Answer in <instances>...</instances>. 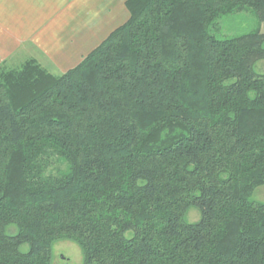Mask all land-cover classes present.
<instances>
[{
	"label": "trees",
	"instance_id": "obj_1",
	"mask_svg": "<svg viewBox=\"0 0 264 264\" xmlns=\"http://www.w3.org/2000/svg\"><path fill=\"white\" fill-rule=\"evenodd\" d=\"M126 6L65 72L0 65V264H264V32L220 28L264 0Z\"/></svg>",
	"mask_w": 264,
	"mask_h": 264
},
{
	"label": "crops",
	"instance_id": "obj_2",
	"mask_svg": "<svg viewBox=\"0 0 264 264\" xmlns=\"http://www.w3.org/2000/svg\"><path fill=\"white\" fill-rule=\"evenodd\" d=\"M126 1L0 0V65L26 48L61 73L75 67L129 19Z\"/></svg>",
	"mask_w": 264,
	"mask_h": 264
},
{
	"label": "rangeland",
	"instance_id": "obj_3",
	"mask_svg": "<svg viewBox=\"0 0 264 264\" xmlns=\"http://www.w3.org/2000/svg\"><path fill=\"white\" fill-rule=\"evenodd\" d=\"M220 28L222 36L243 34L257 28L264 32V22L257 20L252 13H241L224 20ZM33 57L34 56H31V52L24 48L8 59L5 64L1 65H3V67L5 66L6 69H13L22 66L26 61ZM35 58L39 63L47 66V68L53 73L56 74L61 72L60 69L57 70L52 67L50 62L43 57H37L35 55ZM255 66L258 71L264 72V59L256 61ZM48 161L47 173L49 174H58L67 168L66 161L58 155H52L48 158ZM252 198L257 202H264V184L256 188ZM185 218L189 222H196L200 219V211L195 207H191L187 211ZM16 231L17 229L14 225L8 227V233L12 234ZM28 249V244H24L21 247L22 251H27ZM83 258V251L75 241L63 239L59 240L54 245L53 264H83Z\"/></svg>",
	"mask_w": 264,
	"mask_h": 264
}]
</instances>
